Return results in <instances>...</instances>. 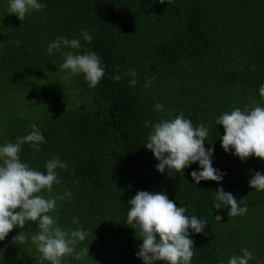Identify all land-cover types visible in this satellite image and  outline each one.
<instances>
[{"label":"trees","instance_id":"1","mask_svg":"<svg viewBox=\"0 0 264 264\" xmlns=\"http://www.w3.org/2000/svg\"><path fill=\"white\" fill-rule=\"evenodd\" d=\"M44 8L20 21L8 13L9 0H0V146L27 135L36 124L45 137L40 152L22 145L20 159L46 172L54 156L67 164L57 169L61 181L51 194L72 193L57 200L50 213L66 230L88 232L76 250L89 246L82 260L62 264H144L137 257L139 230L126 224L128 200L138 191H163L178 207L206 222L193 233L191 264H227L242 249L251 250L249 264H264V191L249 186L255 171L264 174V161H245L221 147L224 112L256 102L264 107V0H39ZM92 36L84 41L82 32ZM58 37L77 38L80 50L61 48L48 53ZM19 41V44H17ZM94 51L105 75L89 88L83 74L61 69L62 52ZM129 69L137 72L131 86ZM121 79L115 81L113 77ZM149 87L143 85L149 78ZM163 105V112L155 109ZM183 113L194 127L207 126L205 148L213 147L212 165L226 173L222 181L190 175L198 162L168 174L145 145L152 124ZM151 121L148 127L145 123ZM223 188L248 212L229 217L228 208H214L215 191ZM222 217L221 221L215 219ZM79 217L73 224V218ZM23 232L26 243L12 242ZM37 224L14 228L0 241V264H40L31 242ZM44 264H49L45 261ZM155 264H162L157 261Z\"/></svg>","mask_w":264,"mask_h":264},{"label":"clouds","instance_id":"2","mask_svg":"<svg viewBox=\"0 0 264 264\" xmlns=\"http://www.w3.org/2000/svg\"><path fill=\"white\" fill-rule=\"evenodd\" d=\"M158 2L164 4L165 0ZM168 2L171 0H167ZM44 6L39 0H9L8 13L15 14L23 21L33 10L39 12ZM82 36L84 41L91 43L92 36L87 30L82 32ZM61 48L80 50L83 45L77 38L58 37L48 45L47 51L51 54ZM62 55L64 62L60 65L61 69L68 70L70 75L83 74L89 88H95L103 79L104 65L96 52L77 54L65 51ZM125 75L132 77L129 81L131 86L137 84V72L134 69H129ZM113 79L119 81L121 77L115 75ZM154 80L155 77L149 78L143 86L149 87ZM259 93L264 97V85L260 86ZM155 109L158 112L164 111L160 103H156ZM149 124L151 121H147L145 127ZM216 125H223L224 134L219 138L225 152L234 150L233 154L241 161L252 156L264 161V107L258 106L256 102H252L251 106L245 105L243 110L236 107L221 114L216 119ZM29 127L32 130L27 135L0 146V241L5 240L14 228L22 229L28 222H34L38 231L30 239L40 253V264L45 261L49 264H62L63 258L73 255L76 260H82L89 255V246L77 251L76 245L86 239L88 232L82 226L66 230L58 224L57 217L50 214L56 210L57 200L65 197L71 200L72 193L65 190L56 197H45L42 194L45 191L51 194L53 185L61 183L57 169L66 170L67 164L57 155L45 162L46 172H42L22 162V145L29 144L34 153H38L40 145L45 142V137L36 124ZM208 135V128L203 123L194 127L182 112L174 118L172 112H169L167 119L161 117L152 124L145 147L159 161L155 167L160 173H164L166 168L169 175L172 170L181 173L198 162L201 170H193L190 174L195 184L202 180L220 182L226 173L212 165L214 146L205 148ZM249 186L256 191H264V174L255 171L249 180ZM215 193V209L228 208L229 217L247 214L246 204L241 206L244 198L238 201L222 187ZM128 204L131 207L127 212L126 224L135 232L139 230L142 244L138 246L136 255L144 264H155L157 261L162 264H191L195 246L190 231L203 233L206 227L204 220L195 215H186L187 208L178 207L163 191H138L128 200ZM215 219L221 221L222 217L216 215ZM78 220L79 217H74L73 224H77ZM28 240L29 236L20 231L12 242L23 244ZM241 251L242 255L231 256L227 264H249L250 260L255 259L254 253L248 248Z\"/></svg>","mask_w":264,"mask_h":264}]
</instances>
